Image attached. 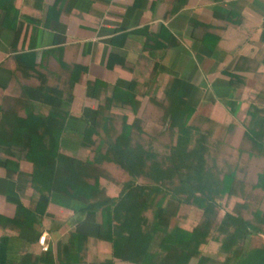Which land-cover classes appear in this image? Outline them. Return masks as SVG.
Returning a JSON list of instances; mask_svg holds the SVG:
<instances>
[{"label":"crops","instance_id":"crops-1","mask_svg":"<svg viewBox=\"0 0 264 264\" xmlns=\"http://www.w3.org/2000/svg\"><path fill=\"white\" fill-rule=\"evenodd\" d=\"M262 36L264 0H0V105L4 95L70 87L63 150L84 158L92 151L82 143L93 136L81 132L96 111L129 107L113 90H133L130 107L141 118L138 90L160 96L179 78L191 84L194 113L238 128L256 111L264 132ZM47 110L39 100L16 109L27 124L32 112ZM26 123L0 111V264H138L112 256L98 235L101 209L34 187L25 136L6 131ZM100 183L107 194L117 189Z\"/></svg>","mask_w":264,"mask_h":264},{"label":"trees","instance_id":"trees-1","mask_svg":"<svg viewBox=\"0 0 264 264\" xmlns=\"http://www.w3.org/2000/svg\"><path fill=\"white\" fill-rule=\"evenodd\" d=\"M190 87L177 78L168 83L160 98L149 97L160 109L161 132L169 133L168 142L158 143L155 136L146 134L140 117L127 122L123 114L97 110L95 121L81 132L85 137L94 135L91 142L82 143L92 151L84 158L63 150L70 87L4 95L0 111L26 123L17 108L32 100L48 105L46 113H31L34 124L26 123L22 129L14 126L7 134L25 136L22 150L33 163L30 177L44 197L59 190L104 212L98 235L110 242L112 256L138 264H264V243L245 245L250 235L264 234L262 194L256 192L264 190V170L258 173L257 182L249 183L236 163L220 156L221 145L227 141L214 134L215 128L224 127L231 135L236 125L194 113ZM125 92L113 90V98L136 104L134 91ZM249 113L250 118L242 121L238 149L264 159V132L256 111ZM102 160L115 163L127 175L117 182L114 193L107 194L100 183L102 177L113 180ZM230 196L235 198L233 205L224 219L216 221L221 200ZM182 204L202 208L203 218L191 228L171 223ZM211 240L218 242L222 259L205 252ZM104 262L111 264L112 259Z\"/></svg>","mask_w":264,"mask_h":264},{"label":"rangeland","instance_id":"rangeland-1","mask_svg":"<svg viewBox=\"0 0 264 264\" xmlns=\"http://www.w3.org/2000/svg\"><path fill=\"white\" fill-rule=\"evenodd\" d=\"M138 91L142 92L139 93L141 98L140 101L142 102L141 108L143 109L141 112L140 123L143 125L146 134L155 136L157 138L158 143L168 142L170 139L169 133L167 131L161 132L163 123L160 118L161 112L159 111L160 110L159 107L155 103H153L150 99H148L149 94L145 95L144 94L145 90H138ZM161 96L162 95L157 97L160 98ZM128 106L129 107L127 108L124 109L120 108L119 110L122 111V114L126 116V120H132L133 118L136 117L135 116L136 112L134 113L133 110L131 109L132 102H128ZM132 113L134 114V116ZM214 134H219L220 136H222L223 140L227 141L225 142L224 145L223 144L221 145L220 156L221 157L225 156L226 158H230V161L233 164L236 163L235 165L236 168L240 171V173L243 171L246 174L245 177L249 183L250 182L253 183L254 181L257 182L259 178L258 173L264 170V159L254 153L249 154L244 150L240 151L238 149V146L242 142V136H243L242 126L238 128L236 127L234 131L231 133V135L229 133V130H225L224 127L221 126L216 127ZM92 136L94 135L92 134ZM80 140L81 139H79V141ZM101 163L105 171L109 175H112L113 177V180L108 179V177H102L105 184L110 183L111 186H115L117 185L118 181L127 178V175L124 173V171L115 163L108 160H102ZM256 192L260 193V195L262 194L261 195L262 198L259 199H260V203L263 204L262 206H264V190L260 191L259 189H257ZM234 200L235 198L231 196L224 197L221 200L220 207L215 217L216 221L225 218V212L231 208ZM202 218H203V211L200 206H198L197 204H182L178 209L176 215L172 217L171 223L180 224L184 227L191 228ZM262 243H264V237H262L260 233L252 234L245 240V245L262 244ZM217 246H218V242L211 240L205 246V252L211 255L212 257H215L217 259H222L224 254L217 252Z\"/></svg>","mask_w":264,"mask_h":264},{"label":"built area","instance_id":"built-area-1","mask_svg":"<svg viewBox=\"0 0 264 264\" xmlns=\"http://www.w3.org/2000/svg\"><path fill=\"white\" fill-rule=\"evenodd\" d=\"M45 233H42L38 237V241L42 244L43 248H47V244L44 243Z\"/></svg>","mask_w":264,"mask_h":264}]
</instances>
